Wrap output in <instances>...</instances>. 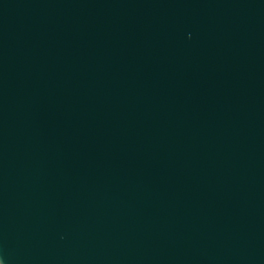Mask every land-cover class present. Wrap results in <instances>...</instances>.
<instances>
[{
    "label": "water",
    "instance_id": "1",
    "mask_svg": "<svg viewBox=\"0 0 264 264\" xmlns=\"http://www.w3.org/2000/svg\"><path fill=\"white\" fill-rule=\"evenodd\" d=\"M0 264H264V0H0Z\"/></svg>",
    "mask_w": 264,
    "mask_h": 264
}]
</instances>
